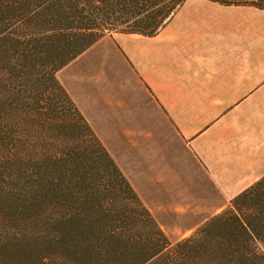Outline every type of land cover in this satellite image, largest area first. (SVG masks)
<instances>
[{"label":"trees","instance_id":"obj_1","mask_svg":"<svg viewBox=\"0 0 264 264\" xmlns=\"http://www.w3.org/2000/svg\"><path fill=\"white\" fill-rule=\"evenodd\" d=\"M183 1L0 0V264H264V175L172 243L57 77Z\"/></svg>","mask_w":264,"mask_h":264},{"label":"crops","instance_id":"obj_2","mask_svg":"<svg viewBox=\"0 0 264 264\" xmlns=\"http://www.w3.org/2000/svg\"><path fill=\"white\" fill-rule=\"evenodd\" d=\"M120 52L211 189L232 197L264 175L263 4L184 0L157 34H131ZM126 110L115 109L121 124Z\"/></svg>","mask_w":264,"mask_h":264},{"label":"rangeland","instance_id":"obj_3","mask_svg":"<svg viewBox=\"0 0 264 264\" xmlns=\"http://www.w3.org/2000/svg\"><path fill=\"white\" fill-rule=\"evenodd\" d=\"M254 1L264 5L263 0ZM130 36L106 34L60 69L57 77L142 203L174 243L222 211L235 195L230 197L211 189L194 158L179 153L172 128L162 126L155 101L137 76L131 74L128 61L120 52V44ZM121 106L132 111L123 112L130 116L123 124L115 112ZM145 116L147 120H139ZM158 158L164 162L162 172L152 167ZM261 250L264 252V246Z\"/></svg>","mask_w":264,"mask_h":264},{"label":"built area","instance_id":"obj_4","mask_svg":"<svg viewBox=\"0 0 264 264\" xmlns=\"http://www.w3.org/2000/svg\"><path fill=\"white\" fill-rule=\"evenodd\" d=\"M263 2H264V0H263Z\"/></svg>","mask_w":264,"mask_h":264}]
</instances>
